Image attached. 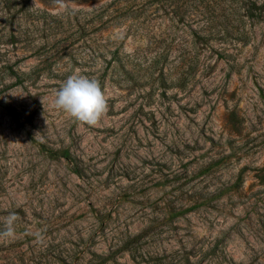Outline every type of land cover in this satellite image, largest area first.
Returning <instances> with one entry per match:
<instances>
[{
    "label": "rangeland",
    "instance_id": "obj_1",
    "mask_svg": "<svg viewBox=\"0 0 264 264\" xmlns=\"http://www.w3.org/2000/svg\"><path fill=\"white\" fill-rule=\"evenodd\" d=\"M0 264H264V0H0Z\"/></svg>",
    "mask_w": 264,
    "mask_h": 264
}]
</instances>
